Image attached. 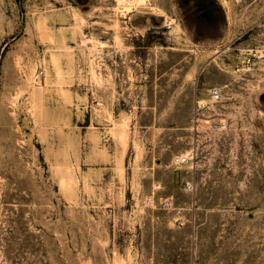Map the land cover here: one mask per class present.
Segmentation results:
<instances>
[{"label": "rangeland", "instance_id": "374dc122", "mask_svg": "<svg viewBox=\"0 0 264 264\" xmlns=\"http://www.w3.org/2000/svg\"><path fill=\"white\" fill-rule=\"evenodd\" d=\"M251 48L264 0H0V264H264Z\"/></svg>", "mask_w": 264, "mask_h": 264}, {"label": "built area", "instance_id": "2783aa9c", "mask_svg": "<svg viewBox=\"0 0 264 264\" xmlns=\"http://www.w3.org/2000/svg\"><path fill=\"white\" fill-rule=\"evenodd\" d=\"M255 58H261L262 59L261 61L264 63V48H261V49L251 48V49H249L245 53V57H244L243 61L241 62V65L243 67H248L250 69L256 63ZM210 93H211V97L215 101L221 99V97H222L221 87H218V86L213 87L211 89ZM95 105L97 107H100L103 105V101L97 100L95 102ZM205 106H206V103L204 101H202V100L198 101V105H197L198 108H203ZM173 160L175 163H185V162L190 161V156L188 154H181V155L176 156ZM188 186L191 187L190 184H188Z\"/></svg>", "mask_w": 264, "mask_h": 264}]
</instances>
